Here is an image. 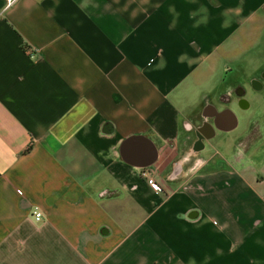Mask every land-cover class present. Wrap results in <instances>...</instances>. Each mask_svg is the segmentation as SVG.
I'll return each mask as SVG.
<instances>
[{"label": "crops", "instance_id": "0c3cea01", "mask_svg": "<svg viewBox=\"0 0 264 264\" xmlns=\"http://www.w3.org/2000/svg\"><path fill=\"white\" fill-rule=\"evenodd\" d=\"M263 33L264 0H0V264H264V168L175 164Z\"/></svg>", "mask_w": 264, "mask_h": 264}, {"label": "flooded vegetation", "instance_id": "af4514ba", "mask_svg": "<svg viewBox=\"0 0 264 264\" xmlns=\"http://www.w3.org/2000/svg\"><path fill=\"white\" fill-rule=\"evenodd\" d=\"M251 66L249 61H242L227 72L226 86L215 99L196 115L188 124L190 133L186 138L193 139L187 145L186 153L176 157L175 164L190 176L196 173H207L214 170L234 172L239 167L264 168V60L256 61ZM216 109L224 110V114L217 115ZM228 110L235 112L238 118L237 126L229 130H211L207 121L214 122L221 127H229L234 116ZM250 113L245 130L237 132L243 123L240 114ZM213 135L208 141L214 142L211 156L200 166L193 156L195 149L201 146V139ZM191 139V140H192ZM190 140V141H191ZM189 146V147H188Z\"/></svg>", "mask_w": 264, "mask_h": 264}, {"label": "water", "instance_id": "95a60500", "mask_svg": "<svg viewBox=\"0 0 264 264\" xmlns=\"http://www.w3.org/2000/svg\"><path fill=\"white\" fill-rule=\"evenodd\" d=\"M217 115L221 116L222 114H224V110L223 111H219L218 109H216ZM228 112H231L234 116V121L230 124L229 127H221L219 126L216 121L211 122V121H207V125L211 128V130H229V129H233L237 126V115L235 114V112H233L232 110H228ZM108 126L104 127L105 132L107 131ZM213 137V135H207L204 138L201 139V146H198L197 149H195L193 156H195V158L198 160V165L200 166L203 163H205L207 161V158L202 154L203 149L205 148V140H209ZM137 139H142V141L148 145L149 147V153L147 154L146 152H142L138 142H136ZM121 155L123 160H125L126 162H128L129 164H132L138 168H147L150 166H153L156 164V162L159 159L160 156V152H159V147L157 145V143L149 136L146 135H133L127 139H125L122 144H121ZM135 155L136 157H138V161H133L132 156ZM136 162V163H134ZM107 228L103 229L104 234H107Z\"/></svg>", "mask_w": 264, "mask_h": 264}, {"label": "rangeland", "instance_id": "374dc122", "mask_svg": "<svg viewBox=\"0 0 264 264\" xmlns=\"http://www.w3.org/2000/svg\"><path fill=\"white\" fill-rule=\"evenodd\" d=\"M249 56V58H254V61H249V64L251 66H255L257 65L256 61H260L262 59H264V33H263V38L260 41H254V44L252 46H250L247 50L246 53V57ZM237 60L233 59L231 60L229 63L232 67H235L237 65ZM239 63H241V61H239ZM241 117V121H242V125L236 129L237 132H241L242 130H245V126H246V122L247 120H249L250 117V113L243 111L240 114Z\"/></svg>", "mask_w": 264, "mask_h": 264}, {"label": "built area", "instance_id": "2783aa9c", "mask_svg": "<svg viewBox=\"0 0 264 264\" xmlns=\"http://www.w3.org/2000/svg\"><path fill=\"white\" fill-rule=\"evenodd\" d=\"M17 0H7V5L10 6L15 3ZM157 169H151L144 171L143 176L147 179L148 185L154 192H161L163 190L162 185L156 180ZM33 214L37 220H40L42 217V212L39 209H35Z\"/></svg>", "mask_w": 264, "mask_h": 264}, {"label": "trees", "instance_id": "16d2710c", "mask_svg": "<svg viewBox=\"0 0 264 264\" xmlns=\"http://www.w3.org/2000/svg\"><path fill=\"white\" fill-rule=\"evenodd\" d=\"M31 148H32V146H30V147L28 148V150H27V151H30V150H31Z\"/></svg>", "mask_w": 264, "mask_h": 264}]
</instances>
